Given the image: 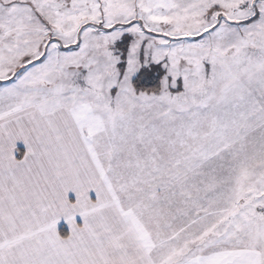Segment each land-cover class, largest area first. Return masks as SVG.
<instances>
[{
  "label": "snow or ice",
  "instance_id": "snow-or-ice-1",
  "mask_svg": "<svg viewBox=\"0 0 264 264\" xmlns=\"http://www.w3.org/2000/svg\"><path fill=\"white\" fill-rule=\"evenodd\" d=\"M0 264H264V0H0Z\"/></svg>",
  "mask_w": 264,
  "mask_h": 264
},
{
  "label": "crops",
  "instance_id": "crops-1",
  "mask_svg": "<svg viewBox=\"0 0 264 264\" xmlns=\"http://www.w3.org/2000/svg\"><path fill=\"white\" fill-rule=\"evenodd\" d=\"M21 147H22V145H21ZM69 199H74V195L73 194H71V193H69ZM78 219V221H79V218H77ZM58 231H63V232H67V225L63 222V220H61L59 223H58Z\"/></svg>",
  "mask_w": 264,
  "mask_h": 264
},
{
  "label": "trees",
  "instance_id": "trees-1",
  "mask_svg": "<svg viewBox=\"0 0 264 264\" xmlns=\"http://www.w3.org/2000/svg\"><path fill=\"white\" fill-rule=\"evenodd\" d=\"M61 232V234H64L65 232H63V231H60Z\"/></svg>",
  "mask_w": 264,
  "mask_h": 264
}]
</instances>
